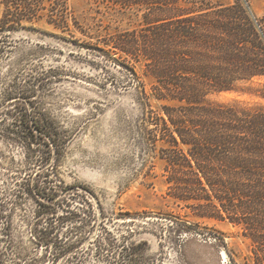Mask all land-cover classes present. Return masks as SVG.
I'll list each match as a JSON object with an SVG mask.
<instances>
[{"label": "rangeland", "instance_id": "374dc122", "mask_svg": "<svg viewBox=\"0 0 264 264\" xmlns=\"http://www.w3.org/2000/svg\"><path fill=\"white\" fill-rule=\"evenodd\" d=\"M145 1L68 0L70 23L61 28L50 19L64 13V0H45L38 21L0 31L6 49L0 60V119L8 106H25L35 115L43 113L61 135L56 152H43L47 162L38 170L37 193H22L16 204L6 203L12 225L3 240L0 218L5 253L0 264H82L81 252L92 253L97 235H109L118 244L120 239L140 243L138 250L149 264H254L252 242L241 227L201 217L191 203L168 194L160 149L150 147V138H160L161 131L146 119L148 102L157 110L163 102L152 95L153 80L143 65L107 45L121 34L140 32L144 13L153 7ZM249 3L257 17H264V0ZM6 9V0H0V20ZM8 91L19 97L10 102L4 95ZM210 99L264 103L238 91ZM27 156L0 136V207L11 197L12 177ZM80 208L97 214L92 234L74 248L76 258L53 261L52 251L33 237L36 226L51 233L58 215L72 216L69 211ZM84 264L101 263L91 255Z\"/></svg>", "mask_w": 264, "mask_h": 264}, {"label": "trees", "instance_id": "16d2710c", "mask_svg": "<svg viewBox=\"0 0 264 264\" xmlns=\"http://www.w3.org/2000/svg\"><path fill=\"white\" fill-rule=\"evenodd\" d=\"M6 2L0 31L7 26L16 29L24 20L38 21L45 0ZM145 2L153 7L144 13L140 32L121 34L107 45L143 65L144 74L153 80L152 95L163 102L161 110L148 102L146 119L161 131L160 138H150V147L160 149L168 194L191 203L201 217L228 220L241 227L252 242L254 264H264V103L240 105L210 99L215 93L238 91L264 100V17H257L249 0ZM64 4V13L50 19L61 28L70 23L68 0ZM4 47L0 44V60ZM15 94L8 91L4 95L12 102L19 97ZM144 95L150 98L145 88ZM3 112L0 136L29 155L12 177L11 197L7 195L0 207L5 240L12 225L6 203L16 204L22 193H37L38 176H42L38 170L47 162L43 152H56L61 135L43 113L35 115L25 106L13 105ZM87 203L91 210V202ZM90 210L58 215L51 233L36 226V243L52 251L53 261L76 258L79 252L74 248L85 243L96 226L97 214ZM65 223L69 225L62 234ZM93 240L92 253L81 252L78 262L84 264L92 255L101 264H149L138 250L140 243L120 239L118 244L109 235Z\"/></svg>", "mask_w": 264, "mask_h": 264}]
</instances>
